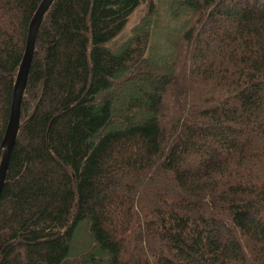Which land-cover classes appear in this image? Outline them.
Masks as SVG:
<instances>
[{
    "label": "trees",
    "instance_id": "trees-1",
    "mask_svg": "<svg viewBox=\"0 0 264 264\" xmlns=\"http://www.w3.org/2000/svg\"><path fill=\"white\" fill-rule=\"evenodd\" d=\"M40 1L0 0V143ZM142 1L46 11L0 193V264H264V0H170L164 37L184 19L164 72L143 67L162 69L152 0L118 40Z\"/></svg>",
    "mask_w": 264,
    "mask_h": 264
},
{
    "label": "water",
    "instance_id": "water-1",
    "mask_svg": "<svg viewBox=\"0 0 264 264\" xmlns=\"http://www.w3.org/2000/svg\"><path fill=\"white\" fill-rule=\"evenodd\" d=\"M53 0H41L37 6L28 27L25 49L15 76L13 95L8 122L0 143V193L20 126V111L22 95L25 90L29 67L35 47V40L43 17Z\"/></svg>",
    "mask_w": 264,
    "mask_h": 264
},
{
    "label": "rangeland",
    "instance_id": "rangeland-1",
    "mask_svg": "<svg viewBox=\"0 0 264 264\" xmlns=\"http://www.w3.org/2000/svg\"><path fill=\"white\" fill-rule=\"evenodd\" d=\"M152 2H154V6H155L153 14L149 17L150 22L153 24L152 45L157 46V45L161 44V45H159L160 47L156 48L155 56L163 58L159 62L160 63L159 65L161 66L160 68H162V69H160V70L154 69L153 70L148 65L147 66L144 65L143 67L147 70H150L151 72H156V71L164 72L165 68H168V66L170 64L169 62H170L171 58L173 57V55H171V54L166 56L165 48H167L170 45L166 41H168V39L173 36L174 32H178V34L181 33L182 28L181 27L179 28L178 26L182 25L181 22L184 19V13H180L178 16L173 17V20H174L173 24L177 23L175 28H177L178 30H175V31L171 30V32H169V38L167 39L166 36L164 37V32L170 27H171V29L174 28V26L172 27V25L170 24L172 22L171 15L169 13L170 8L168 6L170 0H152ZM147 3H148V0L142 1L134 9V11L130 14V16L128 17L127 22L124 26L123 32H122V34L118 40L126 38L127 35L131 32V29L133 28V26L137 25L140 22V20H142V18L146 14V11L148 8ZM171 47L174 50V46H171ZM177 49H178V47H177ZM178 54H179V50H178ZM150 84H154V78L150 79ZM122 86H125V84L123 83L122 85L121 84L118 85V88L122 87ZM141 87L143 89L150 90V87L147 86V83L141 85ZM116 90H117V88H116ZM82 240H83L82 238L76 237L75 242L72 243V247L74 250H81L82 252L80 255L85 257V255H83V254H85L89 248H88V246H86V244ZM70 259L72 260L71 257H70Z\"/></svg>",
    "mask_w": 264,
    "mask_h": 264
}]
</instances>
